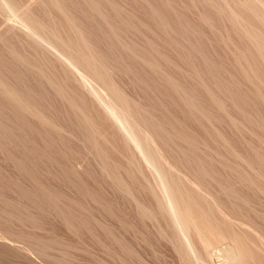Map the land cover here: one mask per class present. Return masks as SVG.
Returning a JSON list of instances; mask_svg holds the SVG:
<instances>
[{"label": "rangeland", "instance_id": "374dc122", "mask_svg": "<svg viewBox=\"0 0 264 264\" xmlns=\"http://www.w3.org/2000/svg\"><path fill=\"white\" fill-rule=\"evenodd\" d=\"M39 1L30 0V7L34 14L43 17ZM59 1L108 61L116 84L147 112V128L152 130L154 125L158 134V127L168 129L160 134L166 157L201 185L238 224L234 233L241 244L250 249L255 244L261 248L258 235L264 237V179L257 172L264 174V83L260 87L245 76L251 74V69L263 76L264 64L249 54L247 64L237 62L242 53L249 51V42L236 34L230 23L213 18L209 5L202 0ZM90 3L97 4L102 15L94 12ZM51 15L63 19L58 12L52 11ZM16 29L12 31L0 24V34L4 33L13 44L16 42L14 45L22 54L31 51L28 54L33 55L36 48L27 50L30 44ZM22 46L27 51H22ZM0 53V72L10 75L7 82L16 84V74L20 72L22 89L17 87L18 90L29 89L32 102L64 129L58 132L44 128L32 115L21 120L16 119L20 115H2L9 114L11 104L0 94V105L4 110L6 107L0 115L12 120L0 119L7 120L4 125H11L14 133L25 134L21 139L27 136L30 141L25 139L23 143L31 142L26 149L33 152L27 150L29 160L22 159L29 161H25V166L33 172L30 170V178L7 161L9 146L6 156L0 150V233L7 237L0 238V264H188L163 236L164 231L171 236L169 225L141 212L140 202L150 209L156 206L146 188L147 182L155 183L151 172L145 169L140 175L133 168L140 176L136 181L126 172L109 177L100 158L80 137L76 120L74 124L70 120L72 114H68L65 103L49 86L41 87L44 84L37 83L30 72V76H24L22 65L13 67L12 61ZM38 54L44 56L43 51ZM206 63L216 73V79L212 72L207 73ZM198 71L203 72L199 74L201 79L196 75ZM166 79L173 80L183 94L174 92ZM189 104L201 113L194 114ZM104 122L106 132L114 133L112 124ZM176 132L182 137L188 135L196 149L174 139ZM114 143L121 145L120 140ZM18 147L11 150L9 157L13 154L21 159L23 151L20 150L21 155ZM112 159L122 165L127 162L121 153H113ZM111 171L115 173L114 169ZM119 180L133 196L119 187ZM246 225L255 230L254 235L246 233ZM192 237L203 252L195 230ZM28 246L44 252L30 253Z\"/></svg>", "mask_w": 264, "mask_h": 264}, {"label": "bare ground", "instance_id": "6f19581e", "mask_svg": "<svg viewBox=\"0 0 264 264\" xmlns=\"http://www.w3.org/2000/svg\"><path fill=\"white\" fill-rule=\"evenodd\" d=\"M202 1L207 6L209 5L214 14L212 15L213 18L217 20L220 18L222 21L225 20L230 23L231 29L249 42V51L242 53V56L240 55L237 58V62L240 65L244 64V62L247 64L248 59L246 57L249 54L258 63L264 64V0ZM39 2H42L40 4V6L42 5V11H40L43 13V17L41 16L42 14L39 15L37 13L36 15L31 11L30 0H0V24H5L12 31L16 28L18 31L20 30L25 35L23 38L26 40L24 41H28L26 44H30V47L27 46L29 47L27 50L36 48L32 50L33 55L37 52L42 53V51L44 54L42 56V54L37 53L32 57L33 55H29L31 51H27L26 48L23 49V46L21 47L22 51L25 50L29 54L26 52L27 56L24 52L22 54L20 49H16L18 48V46L15 47L16 42L14 45L12 40L10 41L3 33L0 34V44L2 45L0 51L6 55L5 58L8 57V62L12 61V66L17 64L15 67L22 65L23 70L25 69L26 71H24L28 72L21 71V73H24V76L31 73L32 77L37 80V83L44 84L41 87H45V85L49 86L55 92L57 99L65 103L68 108L66 109L69 111L68 114H72L71 117L73 119L71 118L70 120L72 122L76 120L74 121L75 124L74 122L73 124L76 130H79L78 132L81 133L80 137L82 136V140L91 146L100 158L103 163L102 168L105 170V173L107 172L109 177L113 174L120 175L122 172H126L132 180L136 181L140 178L138 173L144 175L145 169L151 172L155 183L151 184L147 182L146 188L155 200L156 206L154 209H150L140 202L138 204L141 212L147 218L154 220L163 219L169 225L171 236L168 231H164L163 236L170 240L188 264H264V237L258 235L263 244L261 248H258L255 244L254 249H250L246 245L241 244V240L234 233L235 227L238 224L232 221L227 212L219 208L214 198L201 185L188 178L187 174L175 166L164 154L162 149L163 136L160 134H165L168 129L163 126L158 127V134L154 131L155 126L153 124L152 130L147 128L145 123L148 120L144 118L147 112L139 104L131 100L116 84L108 61L96 51L95 46L85 36L84 32L59 0H40ZM90 7L94 12L102 15L101 9L97 4L90 3ZM50 11L60 13L63 19L52 16ZM116 11L118 10L116 9ZM152 11L158 14L155 9ZM105 21L107 22L106 19ZM36 50L37 52L33 53ZM1 67L0 70L3 71ZM204 67L208 69L210 67V70L206 68L207 73L210 71L208 74L212 72L213 78L217 77L214 70L211 71L212 67L210 64L208 66L206 63ZM192 68L195 69L194 66ZM198 72L196 75L200 78L203 72ZM2 73L0 72V94L11 104L9 105L11 106L10 110H8L10 111L9 114L5 112L6 114L2 115L8 118L11 115H15V117L20 115L18 118L16 117L17 120L32 115L41 122L44 128L47 126L58 132L64 131L61 126L60 128L56 122L53 123L32 102V99H30L31 93L28 94L30 92L28 91L29 89H23L24 92L26 90V93L21 90L22 87L19 85H22V82L19 83L20 78L18 79L20 72H18L19 76L15 73L17 75V78H15L17 86H15L16 84H9V73H4V77L8 75L7 79L5 77L6 80L2 77ZM123 73L127 75L126 71H123ZM262 74L255 69H251V74L245 77L254 82L256 81V83L258 82V85L260 84L259 86L262 87L264 83V75L262 76ZM166 80L174 92L183 94V92L176 88L173 80ZM17 87H20L21 91ZM182 97L184 98V95ZM214 100L217 102L215 98ZM0 106L2 107L0 108V112L4 113L6 107L4 110V106ZM12 106L15 111L11 110ZM189 106L194 114L201 113L196 106L190 104ZM94 111L101 117L104 115V118H98L95 115L96 113L94 114ZM12 112L13 114H10ZM70 115H68L69 118ZM5 116H1V119H3L2 117L8 119ZM1 119L0 150L5 153L8 149L7 146L12 150L14 147H20L24 144L20 147L21 149L19 147L18 149L20 154L23 151L22 154L27 157L24 158L22 154L23 158L21 157V159L16 158L13 154L9 157L8 154L13 153L14 150H12L13 152L8 150L10 151L8 154L7 151L1 155L6 156L7 154L9 158V160L6 158L7 161L12 162L20 174L31 178V166H28L31 170L30 172L26 167L27 163H25V161L29 160L28 157H30L32 152L31 149V152L28 150L29 147L26 149V144L31 143L29 142L30 140L26 136L25 139L29 141L26 140L27 142L23 143L25 139L22 140L21 137H24L25 134L19 136L14 133V128L12 130L11 125L7 124L8 126H5L7 120ZM10 120L12 119L10 118ZM104 120L112 124L115 130L114 133L109 134V131L106 132L108 127L105 129L106 122ZM150 121L156 122L154 119ZM169 123L172 126V122ZM175 124L178 125L176 122ZM23 126L26 125L23 124ZM75 127H73L74 131ZM180 132L179 134L178 132L174 133V139L183 140L189 145L191 150H195L196 146L194 142L189 140L188 135L187 137H182ZM116 139L121 141L119 147L114 143V141H117ZM27 150L30 152V154L28 153L29 156L27 155ZM113 153L124 155L127 160L126 165L115 162L112 159ZM247 164L253 169L250 163ZM28 165L30 164L28 163ZM262 167H264V164ZM133 168L138 173H135L132 170ZM111 169H114L115 173ZM203 169L205 170L206 168L203 167ZM257 175L259 178L264 179L262 172H257ZM118 185L123 189L121 180L118 181ZM125 192L133 196L130 190ZM31 197L33 198L35 195ZM29 218L33 220L31 217ZM66 223L70 225L68 220ZM246 226V233L254 235L255 230L248 225ZM192 230H195L200 237L203 252L195 243L192 237ZM249 234L248 236H250ZM0 235L1 239L6 240L5 238L7 237H4V234L0 233ZM26 250L30 253L31 251L44 252V249H31L30 246L26 247Z\"/></svg>", "mask_w": 264, "mask_h": 264}]
</instances>
